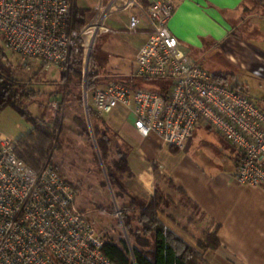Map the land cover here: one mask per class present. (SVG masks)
I'll use <instances>...</instances> for the list:
<instances>
[{
    "label": "built area",
    "instance_id": "2783aa9c",
    "mask_svg": "<svg viewBox=\"0 0 264 264\" xmlns=\"http://www.w3.org/2000/svg\"><path fill=\"white\" fill-rule=\"evenodd\" d=\"M74 0H0V39L23 67L28 62L66 69L82 53L85 111L107 119L117 108L133 117L142 136L184 151L196 127L204 124L240 155L239 185L264 190V111L245 92L219 84L213 73L192 62L169 32L171 0L144 9L140 0H99L93 16L79 30L70 19ZM129 13L127 31L148 35L135 57L131 78L159 80L148 90L110 82L88 91L90 57L95 42L110 32L107 21ZM264 102V101H263ZM120 220V213L116 210ZM104 241L75 206L73 187L50 165L31 169L17 143L0 135V264H114L102 252Z\"/></svg>",
    "mask_w": 264,
    "mask_h": 264
},
{
    "label": "crops",
    "instance_id": "0c3cea01",
    "mask_svg": "<svg viewBox=\"0 0 264 264\" xmlns=\"http://www.w3.org/2000/svg\"><path fill=\"white\" fill-rule=\"evenodd\" d=\"M155 1L140 3L146 9ZM171 1L174 12L168 29L181 51L210 73L229 74L231 86L244 87L248 98L264 111V47L255 48L233 32L234 26L248 22L238 17L239 12L262 8L264 0ZM98 2L74 0V8L94 11ZM148 32L142 18L133 41L134 62ZM243 73L257 81L258 91L242 78ZM126 114L129 117L107 124L115 146L127 157L130 173L122 181L124 194L114 196L115 200L124 202L123 206L133 200L146 207L156 196L158 222L195 250L199 240L215 232L219 247L204 253L209 264H264V190L236 182L237 151L204 124L195 128L186 149L179 151L162 145L155 135L142 137L133 127V117ZM106 185L114 195L107 179L102 183Z\"/></svg>",
    "mask_w": 264,
    "mask_h": 264
},
{
    "label": "rangeland",
    "instance_id": "374dc122",
    "mask_svg": "<svg viewBox=\"0 0 264 264\" xmlns=\"http://www.w3.org/2000/svg\"><path fill=\"white\" fill-rule=\"evenodd\" d=\"M240 16L248 22L233 27L235 36L255 48L264 47V7H256L254 11L241 10L238 17ZM128 17V12L110 17L107 26L110 29L112 28L110 26H113L114 29L94 44L89 67L91 73L99 71L101 84L96 88H103L110 82H126L132 75L135 67L133 41L136 34L123 29ZM110 20L114 21L113 25ZM116 27L121 29L117 30ZM5 51L6 58L3 63L6 70L35 93V96L26 103L30 115L51 129L55 121L60 118L48 163L75 189V206L93 223L104 242L116 244L125 242L130 246V238L122 221L117 218L116 212H112L113 214L108 212L109 209L116 211L124 207L125 203L115 200L107 185L102 186L103 181L107 179V173L92 128L97 122L94 117L90 118L82 101V62L79 86L72 88L69 95L60 77L62 72H66L72 65L71 62L63 70L54 65H48L43 70L36 62H28L21 67L17 58ZM244 74L242 78L249 80L251 88L258 91L260 88L257 86V81L248 76L250 74ZM160 83L159 80H141L138 85L144 89L156 90L160 87ZM229 84L234 83L229 82ZM79 97L81 103L78 102ZM126 113L125 110L117 108L107 124H112L115 119L123 116L124 119L129 117ZM75 119L81 120L86 125L87 134L82 131ZM30 130V123L12 109H5L0 114L1 136L16 141ZM17 147L19 154L25 157L27 149L19 144ZM95 206L102 207L106 211L101 212Z\"/></svg>",
    "mask_w": 264,
    "mask_h": 264
},
{
    "label": "trees",
    "instance_id": "16d2710c",
    "mask_svg": "<svg viewBox=\"0 0 264 264\" xmlns=\"http://www.w3.org/2000/svg\"><path fill=\"white\" fill-rule=\"evenodd\" d=\"M92 16L93 11L74 8L70 24L73 29L79 30ZM0 45V114L9 108L30 123V132L18 138L16 143L27 149L26 156L23 157L19 154L20 158L31 169L38 172L46 164H49L50 152L53 141L56 139V130L60 125V118L55 121L51 129L30 115L26 103L35 96V93L28 89L26 84L17 81L12 73L6 70L3 63L6 58V51L1 39ZM81 58L82 53L80 51L76 57H72V65L68 67L66 72H62L60 77L69 95L72 88L79 86ZM44 68L40 66V69L44 70ZM213 75L219 84L245 92L244 87L229 84V74L215 73ZM87 81L88 91L91 92L101 84L99 71L89 73ZM122 83L132 87L134 85L139 86L138 83H133L131 76ZM78 102H82L80 97ZM88 112L90 118L94 117L97 122L92 128L102 163L106 168L108 182L114 191L115 198H121L124 194L122 181L124 178L130 177L127 157L115 146L111 130L105 119L90 108ZM75 122L85 134L88 133L86 125L81 120L75 119ZM30 143L32 145H29ZM74 197H76L75 189ZM159 205V199L154 196L146 207H139L136 202L131 200L127 206L119 208L120 220L130 238V246L125 242L119 244L104 242L103 254L114 264H209L204 258V253L219 247L216 233L206 234L197 242V249L195 250L184 244L158 222ZM97 210L105 211L101 207H97ZM108 212L115 213L116 211L109 209Z\"/></svg>",
    "mask_w": 264,
    "mask_h": 264
}]
</instances>
